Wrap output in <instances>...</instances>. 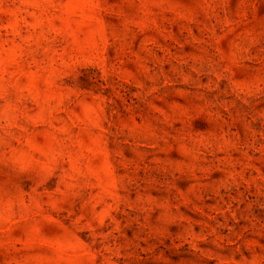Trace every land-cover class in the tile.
Here are the masks:
<instances>
[{
	"label": "rangeland",
	"instance_id": "374dc122",
	"mask_svg": "<svg viewBox=\"0 0 264 264\" xmlns=\"http://www.w3.org/2000/svg\"><path fill=\"white\" fill-rule=\"evenodd\" d=\"M0 264H264V0H0Z\"/></svg>",
	"mask_w": 264,
	"mask_h": 264
}]
</instances>
